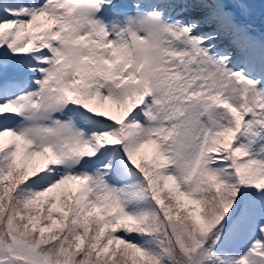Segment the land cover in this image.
<instances>
[{"label": "snow or ice", "instance_id": "1", "mask_svg": "<svg viewBox=\"0 0 264 264\" xmlns=\"http://www.w3.org/2000/svg\"><path fill=\"white\" fill-rule=\"evenodd\" d=\"M264 0H0V264H264Z\"/></svg>", "mask_w": 264, "mask_h": 264}, {"label": "rangeland", "instance_id": "2", "mask_svg": "<svg viewBox=\"0 0 264 264\" xmlns=\"http://www.w3.org/2000/svg\"><path fill=\"white\" fill-rule=\"evenodd\" d=\"M136 2V0H118V3H120L123 7H126L128 10L132 9V5ZM259 0H257V3ZM256 28V33L259 35L261 32H264V18L260 17L259 11L257 12V18L255 20L254 24Z\"/></svg>", "mask_w": 264, "mask_h": 264}]
</instances>
